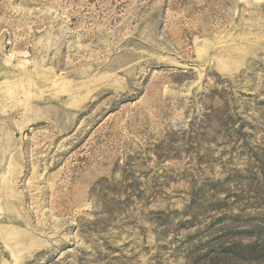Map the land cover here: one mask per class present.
<instances>
[{
    "label": "rangeland",
    "instance_id": "1",
    "mask_svg": "<svg viewBox=\"0 0 264 264\" xmlns=\"http://www.w3.org/2000/svg\"><path fill=\"white\" fill-rule=\"evenodd\" d=\"M0 264H264V0H0Z\"/></svg>",
    "mask_w": 264,
    "mask_h": 264
},
{
    "label": "trees",
    "instance_id": "2",
    "mask_svg": "<svg viewBox=\"0 0 264 264\" xmlns=\"http://www.w3.org/2000/svg\"><path fill=\"white\" fill-rule=\"evenodd\" d=\"M250 249V251H251V248H249Z\"/></svg>",
    "mask_w": 264,
    "mask_h": 264
}]
</instances>
